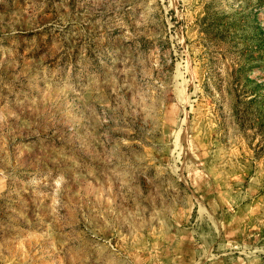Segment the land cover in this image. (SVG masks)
Here are the masks:
<instances>
[{"label": "rangeland", "instance_id": "1", "mask_svg": "<svg viewBox=\"0 0 264 264\" xmlns=\"http://www.w3.org/2000/svg\"><path fill=\"white\" fill-rule=\"evenodd\" d=\"M0 264H264V0H0Z\"/></svg>", "mask_w": 264, "mask_h": 264}]
</instances>
